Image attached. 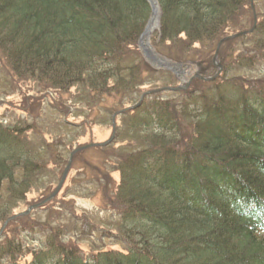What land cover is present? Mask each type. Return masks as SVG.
<instances>
[{"label": "trees", "instance_id": "1", "mask_svg": "<svg viewBox=\"0 0 264 264\" xmlns=\"http://www.w3.org/2000/svg\"><path fill=\"white\" fill-rule=\"evenodd\" d=\"M157 3L153 44L212 75L210 58L194 61L187 49L194 43L214 49L224 38L221 74L123 110L118 117L141 132L143 145L127 150L115 141L94 148L96 162H83L106 181L119 173L117 204L110 207L119 215L108 228L53 199L8 222L0 264H264V10L251 32L231 37L253 26L257 0ZM149 15L146 0H0V50L20 79L64 93L76 87L87 101L102 98L105 117L109 107L118 106L116 112L134 103L137 82L158 73L136 45ZM238 43L245 49L232 54ZM32 107H25L24 121L0 119V226L32 190L47 195L48 163L64 165L62 153L46 146L47 130ZM54 109L67 111L61 104ZM40 147L50 150L48 159H40ZM104 240L125 241L126 249L94 248Z\"/></svg>", "mask_w": 264, "mask_h": 264}, {"label": "rangeland", "instance_id": "2", "mask_svg": "<svg viewBox=\"0 0 264 264\" xmlns=\"http://www.w3.org/2000/svg\"><path fill=\"white\" fill-rule=\"evenodd\" d=\"M263 10L264 0H257V6L255 7L253 14L255 20H257V14ZM245 18L246 17L243 16L241 19L245 20ZM155 30L156 29L152 31L154 32ZM245 45L246 44L244 43L231 45L232 54H239L238 51L244 50ZM188 48L189 49H187L186 54H188L190 48H192V55L189 54L188 57H193L194 61H198L199 59L203 60V58H210L214 65L217 67L219 66L218 57L212 60L214 57V49H212V46L207 48V45L202 46L199 43H194ZM170 50L175 53H182V50L179 51L176 47L170 48ZM163 51L166 52V49ZM183 54H185V51L181 54V57L184 56ZM178 59L181 60L180 57ZM217 67L215 70H217ZM174 71L176 72H174L175 76H173L175 78L177 77V81H171L174 86H184L188 79L196 72L192 68L186 66L176 67ZM179 72H181V74ZM162 74L163 76H168V73ZM163 81L164 80L157 82L153 78H145L144 82L138 81L137 86L140 85V87L139 90H137L138 93L135 92V94L150 92L156 87L163 86ZM44 86L45 85L37 79L31 81L28 79L18 78L12 71L11 67L7 64L6 58L0 50V119L5 118L7 120H15V117L22 113L21 106L24 105L25 101L29 103V100L26 99L30 94H35L37 90L39 94L35 97V106L36 110L39 111L43 125H45L47 130V135L45 136L46 146L47 143L52 144L54 145L53 149H56L55 153H57V151L62 153L61 157L62 160H64L63 166L55 168L52 164H47L45 173L48 174L50 178H53L50 183V190L47 192L48 195L55 189L60 180L69 150L71 151L78 145L92 142H103L109 138L112 127L110 120L112 118L113 110L118 106L109 107L111 112L109 114L106 113L105 115L107 116L104 117L103 114L105 113V106L100 103L102 102V98L99 100L91 99L87 101L86 99L89 95L85 91L83 93L80 92L79 95L75 96L76 90L71 89V92H68L67 95H60L57 91L53 92ZM123 93L129 95L125 91ZM112 94L114 95L115 93L112 92ZM59 103L63 106L61 111H64V109L67 110L65 114H62L54 109L58 105L60 106ZM59 120H66V122L60 123ZM125 121L126 119L123 120L121 117L116 118V125L119 126L117 128V130H119V134L116 136L117 143L125 144L127 150H130L131 145L135 148H137L138 145L142 146L143 141L141 142V138L143 135L141 132L137 130L133 132L129 131L128 128L124 127L123 122ZM76 130L80 132V136L75 134ZM61 141L64 144H68V146L70 144V149L68 146L63 147V143ZM39 149L41 153L40 159H48L50 150L47 147H40ZM97 151L99 150L91 148L83 151L81 156L77 157L75 163L71 165L61 187L58 189L53 199L65 200L71 203V207L75 210L76 214H84L85 216L92 218L94 223L98 225L104 226L107 223L105 228H108V224H111L110 221H113L114 218L119 215L116 212L117 210L110 208L113 203L115 205L117 204L113 193H115L114 188L119 182V173L118 171H112L110 176L111 180L109 181L105 180L98 169L96 170L95 168H91V174L88 168L83 166V162H96V157L98 156ZM52 154L54 155L53 151ZM52 159L55 160L56 156H52ZM39 196V191L32 190V192L27 195L25 203L17 208V210L14 209L13 211L19 212L25 210L28 206L35 204L37 199H39ZM52 200L50 199L49 202ZM103 242H106V246H103V244L97 241L94 248L121 250L126 247L125 241L114 242L112 240H104ZM80 247L85 251V253L91 252V247L87 242H84L80 245ZM25 259L29 260L30 256H26Z\"/></svg>", "mask_w": 264, "mask_h": 264}, {"label": "water", "instance_id": "3", "mask_svg": "<svg viewBox=\"0 0 264 264\" xmlns=\"http://www.w3.org/2000/svg\"><path fill=\"white\" fill-rule=\"evenodd\" d=\"M154 1H155V0H148V2L151 4L152 9H154V4H153ZM239 34H240V33H239ZM239 34H237V35H239ZM203 79H205V78H203ZM105 143H107V142H105ZM105 143H102V145H104ZM94 145H96V144H88V145L80 146V147H77L76 149H74V150L70 153L69 160H68V164H67L66 168H65L64 171H63V174H62V176H61V178H60V181H59V183H58L56 189H55L54 192H52V194H51L50 196H48V198H46L43 202H45L46 200H48V199H50L52 196H54V194H55V193L58 191V189L60 188V186H61V184H62V181L64 180V178H65V176H66V173H67V171H68V168H69V165H70V162H71V157H72V155H73L75 152H77V151H80V150L86 149V148H88V147H90V146H94ZM43 202H40V203H38V204H34V205L29 206V207L27 208L26 212H28L30 209H32V208H34V207H37L38 205H40V204L43 203Z\"/></svg>", "mask_w": 264, "mask_h": 264}, {"label": "bare ground", "instance_id": "4", "mask_svg": "<svg viewBox=\"0 0 264 264\" xmlns=\"http://www.w3.org/2000/svg\"><path fill=\"white\" fill-rule=\"evenodd\" d=\"M154 20H155V16H154V18H153V21H152L150 27L154 24Z\"/></svg>", "mask_w": 264, "mask_h": 264}]
</instances>
